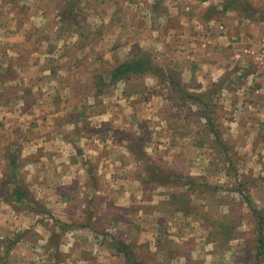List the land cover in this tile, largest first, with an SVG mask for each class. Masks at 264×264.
<instances>
[{
	"label": "rangeland",
	"instance_id": "374dc122",
	"mask_svg": "<svg viewBox=\"0 0 264 264\" xmlns=\"http://www.w3.org/2000/svg\"><path fill=\"white\" fill-rule=\"evenodd\" d=\"M263 40L264 0H0V263L35 264L62 244L78 262L119 264L111 236H132L142 264H264V93L246 79L264 80ZM142 53L153 68L111 79ZM45 133L83 160L34 162L36 188L19 151ZM83 170L102 194L69 219L55 186ZM15 187L27 204L12 203Z\"/></svg>",
	"mask_w": 264,
	"mask_h": 264
},
{
	"label": "crops",
	"instance_id": "0c3cea01",
	"mask_svg": "<svg viewBox=\"0 0 264 264\" xmlns=\"http://www.w3.org/2000/svg\"><path fill=\"white\" fill-rule=\"evenodd\" d=\"M262 75H263V73L260 74V73L256 72L253 76L251 74L249 78H246V79L249 80L250 84L255 82V84L253 83V85H252L253 89H250V92H252L254 94L256 99H258L257 97L259 95L264 93V80H263V78H261ZM251 77H253V79ZM259 78H261V79H259ZM245 89H248V88H245ZM248 91H249V89H248ZM249 105L253 106L254 109H259L258 107L257 108L255 107L256 103H252V104H249ZM262 107L264 108V105ZM262 118H264L263 115H262ZM260 120L264 121V119H258V121H260ZM71 124H73V122H71ZM71 124H65L66 126H64L63 129L67 130V131L70 130V127L68 125H71ZM47 129L48 130L52 129L54 131V132L51 133V135L58 134L60 132L58 130L53 129L51 126H49V127L47 126ZM75 131L76 130L70 131L69 134H73ZM86 132H87L86 134H93V137L97 133L96 130H94V129L87 130ZM81 134H84V133H81ZM45 135H47V136L46 137L44 135L39 136L38 137L39 139L34 140L27 147H25L23 145L20 148V151H19V153L21 155V158L29 160V165L27 167H23V170L29 171V174H31V176L33 177L32 180L30 179V182H32V184H34L36 188H38V186H40V185H38V183L41 181L40 178L42 177V172L39 171L35 167L34 162H39L40 160H45V170L46 171L52 170L54 172H56V171L60 172L61 171L60 168L62 167V164H64V162H65L64 159L62 158L60 163L52 164V163H50L48 161L50 153H57V152H59L58 150H60V151H63L64 157L67 156L68 157L67 159H73V160H75L76 163H79L80 161L83 160L82 155H80V156L76 155L77 153L75 152V146L73 147L72 144H71V148L69 150H65V148H61L60 147V144L58 143V139H53L52 136L49 137L47 133H45ZM17 138L20 141L23 140V139H19V137H17ZM9 149H10V146H9ZM260 150L262 151V149H260ZM261 151H256L254 156L257 155L259 157L257 159V162H259L258 166H259V168L264 170V152H261ZM95 152L96 153L93 155V158H94L93 160L98 162L100 160V156H97V151H95ZM122 155H124V153L120 152L119 156H122ZM125 156L126 157L123 158V159L127 160L126 164H128V166L126 167L127 169L122 168V170H123V172H131L129 170V168H130L129 163L130 162H128V159H127L128 153H125ZM129 156H131V154ZM76 165H79V164H76ZM99 166L100 165H95L94 167L96 169H99ZM78 169L81 170V167H78ZM86 171L87 170H83L82 171L83 176L81 177V179L76 178L77 176H74L70 181H68V183L62 182L59 185L55 186L56 189L58 188L57 192H59V189L61 188V199H62L61 202L65 205L64 210L62 211V213H63L62 216L67 215V218H69V219L72 218V209H75V207L73 206L75 203H77V205L78 204H83L80 207L83 209L84 214H85V212H87L89 214V211L91 209H88V207L86 208L87 201L88 202L90 201L92 203L93 201H95V199L98 196H100V194H102V193H100V191H92V190H90L88 188L86 183L90 182L91 179H90V175H88ZM88 172L89 173L91 172V174H93V175L95 174L94 170H91V171H88ZM15 188H17V187H15ZM94 194H96V195H94ZM73 197H75L74 202H73ZM23 198H24V196L22 198H20V199H17L16 196H15L13 198V200H12V203L27 204L28 203V199L23 200ZM47 199L50 200V197H47ZM54 201H56V200H54ZM54 201H50V202L48 201V202L53 204ZM116 204H118V203H116ZM95 213L98 215V219H99V215L100 214L98 212H95ZM80 216H83V215H80L78 213L77 215L74 216L75 219H78V220H76L77 223L83 222V220L82 221L79 220ZM94 217L95 216H93V215H89V219L88 220L91 223H93L94 219H95ZM67 218H66V220H67ZM80 218H82V217H80ZM74 228L75 227H71V228L67 229V232H66L67 234H65V235H76V234L79 235L80 233H84V234H87L88 236H90L91 238L95 235L94 231H91L90 229H88V227H86V228L78 227L76 229H74ZM129 239H130L129 242L133 243L134 248L135 247L137 248V245L134 244V239L132 238V236ZM73 242H72V244H73ZM45 250L47 252H49V255L46 257V260H44L45 257H40L42 259H39V257H37L38 258V263H35V264H39V260H42L43 263L47 262L48 264H59V263L60 264H85V262H86V260L78 262V257H77L78 250H77V247H75V249L72 251L71 250V246L68 247L66 245L64 246V245L61 244L59 246H55L54 247L52 245H48ZM69 252H70V254L72 253L71 256L69 255ZM11 253H12V251H11ZM61 255H63L62 260H59V256H61ZM112 255L116 258V254L114 252H112ZM66 256L69 257V259L67 261L65 260ZM57 257H58V259H57ZM119 260H121V262L119 264H124V258H122L121 255L119 257ZM0 264H4V263H0ZM5 264H7V262ZM8 264H18V263L15 260H13V262L9 263V260H8ZM19 264H20V262H19Z\"/></svg>",
	"mask_w": 264,
	"mask_h": 264
},
{
	"label": "trees",
	"instance_id": "16d2710c",
	"mask_svg": "<svg viewBox=\"0 0 264 264\" xmlns=\"http://www.w3.org/2000/svg\"><path fill=\"white\" fill-rule=\"evenodd\" d=\"M145 54H136L126 62L117 65L114 67L111 71V79L113 81H117L124 76H128L130 74H136V75H142L147 73V70H150L154 66L151 65V59L147 56H144ZM100 78V77H99ZM98 89H101V86L98 84ZM218 139V138H217ZM15 165V163H14ZM13 195L16 196L17 199H20L24 196L22 193V190L20 188H15L13 191ZM174 196V195H173ZM176 197V196H175ZM177 198V197H176ZM176 203L180 204L181 202L177 198L175 201ZM260 220L258 223L260 224L263 221V218H259ZM95 235L96 231L94 232ZM112 250L116 255H121L122 258H124V264H142V262H137L134 259V252L133 249L134 245L132 242L126 243L122 239H116L112 238ZM258 254L262 253L264 251V235L261 233L259 234V240H258Z\"/></svg>",
	"mask_w": 264,
	"mask_h": 264
},
{
	"label": "built area",
	"instance_id": "2783aa9c",
	"mask_svg": "<svg viewBox=\"0 0 264 264\" xmlns=\"http://www.w3.org/2000/svg\"><path fill=\"white\" fill-rule=\"evenodd\" d=\"M256 60H257L256 62H257L258 67L259 66L264 67V40L263 42H261V48L258 52V56H256ZM260 71H262L261 68H260Z\"/></svg>",
	"mask_w": 264,
	"mask_h": 264
}]
</instances>
